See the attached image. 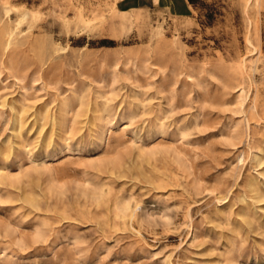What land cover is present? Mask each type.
<instances>
[{"label": "rangeland", "instance_id": "374dc122", "mask_svg": "<svg viewBox=\"0 0 264 264\" xmlns=\"http://www.w3.org/2000/svg\"><path fill=\"white\" fill-rule=\"evenodd\" d=\"M0 0V264H264V0Z\"/></svg>", "mask_w": 264, "mask_h": 264}, {"label": "crops", "instance_id": "0c3cea01", "mask_svg": "<svg viewBox=\"0 0 264 264\" xmlns=\"http://www.w3.org/2000/svg\"><path fill=\"white\" fill-rule=\"evenodd\" d=\"M153 1L154 0H124V5L127 4L128 7L135 5L147 6L148 3L152 5ZM163 1H167L175 13L182 12L183 11L182 8H187L192 6V4L188 0H163Z\"/></svg>", "mask_w": 264, "mask_h": 264}, {"label": "trees", "instance_id": "16d2710c", "mask_svg": "<svg viewBox=\"0 0 264 264\" xmlns=\"http://www.w3.org/2000/svg\"><path fill=\"white\" fill-rule=\"evenodd\" d=\"M191 4H193V1L192 0H188Z\"/></svg>", "mask_w": 264, "mask_h": 264}]
</instances>
